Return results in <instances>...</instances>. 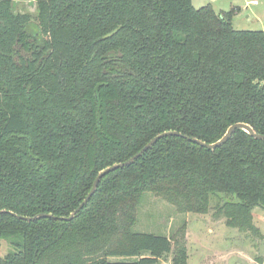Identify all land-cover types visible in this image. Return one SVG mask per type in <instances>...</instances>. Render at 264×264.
Returning a JSON list of instances; mask_svg holds the SVG:
<instances>
[{"label":"trees","instance_id":"obj_1","mask_svg":"<svg viewBox=\"0 0 264 264\" xmlns=\"http://www.w3.org/2000/svg\"><path fill=\"white\" fill-rule=\"evenodd\" d=\"M234 12L191 0H0V210L69 216L101 170L164 131L212 143L244 122L264 134V30L234 28ZM146 192L260 234L264 140L236 130L208 149L163 137L104 175L69 221L1 213L0 264H161L170 254L187 264L184 229L133 230Z\"/></svg>","mask_w":264,"mask_h":264},{"label":"rangeland","instance_id":"obj_2","mask_svg":"<svg viewBox=\"0 0 264 264\" xmlns=\"http://www.w3.org/2000/svg\"><path fill=\"white\" fill-rule=\"evenodd\" d=\"M194 8L211 5L216 12L235 10L236 29L264 30V0H191ZM16 9L35 10L33 3L19 1ZM215 209L207 213L178 212L175 207L151 192L141 197L133 230L167 237L184 229L188 249L187 264H264V209H252L253 223L260 234L240 231L226 225ZM171 254L161 264H171ZM118 258V257H117ZM115 260L116 257L110 258Z\"/></svg>","mask_w":264,"mask_h":264},{"label":"water","instance_id":"obj_3","mask_svg":"<svg viewBox=\"0 0 264 264\" xmlns=\"http://www.w3.org/2000/svg\"><path fill=\"white\" fill-rule=\"evenodd\" d=\"M236 130H243L246 133H248L250 136L256 138V139H262L264 140V134L261 133H257L256 131H254V129L252 128V126H250L247 123L244 122H236L231 124L225 131V133L216 141L212 142V143H206L204 141H201L197 138H192V137H188L176 130H168V131H164L162 133L157 134L156 136H154L146 145H144L136 154H134L133 156H131L130 158H128L127 160L120 162V163H115L113 165H110L106 168H104L103 170H101L98 175L95 177L94 182L92 184V187L90 189V191L88 192V194L86 195V197L84 198V200L76 207V209L69 215V216H56L50 213H39L37 215L34 216H22V215H18L15 214L13 212L7 211V210H0V214L1 213H5L8 212L10 214H12L13 216L19 218V219H23L26 221H34L37 220L39 218H52L55 220H60V221H69L71 219H73L75 217V215L85 206V204L90 200V198L92 197V195L94 194L95 190L98 187V184L101 180V178L108 174L109 172H112L118 168H122L124 166H127L131 163H133L138 157H140L145 151H147L148 149H150L159 139L163 138V137H167V136H182L184 138H187L188 140H191L197 144H199L202 147H206L208 149H215L221 145H223L225 142H227L230 137L233 135V133Z\"/></svg>","mask_w":264,"mask_h":264},{"label":"built area","instance_id":"obj_4","mask_svg":"<svg viewBox=\"0 0 264 264\" xmlns=\"http://www.w3.org/2000/svg\"><path fill=\"white\" fill-rule=\"evenodd\" d=\"M254 3H256V0H253Z\"/></svg>","mask_w":264,"mask_h":264}]
</instances>
